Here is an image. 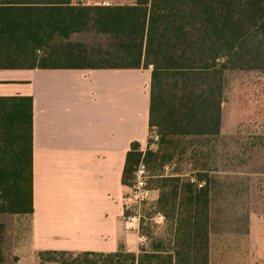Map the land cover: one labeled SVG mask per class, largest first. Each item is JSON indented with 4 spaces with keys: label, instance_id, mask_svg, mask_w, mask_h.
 I'll return each instance as SVG.
<instances>
[{
    "label": "trees",
    "instance_id": "16d2710c",
    "mask_svg": "<svg viewBox=\"0 0 264 264\" xmlns=\"http://www.w3.org/2000/svg\"><path fill=\"white\" fill-rule=\"evenodd\" d=\"M141 68L152 69L150 128L158 141L150 137L145 152L131 145L122 183L134 185L141 162L150 168L158 200L147 217L162 216V232L141 227L150 243L138 254L44 252L42 264H210L214 193L230 189L217 181L253 173L240 164L264 145L246 147L243 158L227 149L217 165L228 74L264 73V0H138L0 13V70ZM32 155V98L0 97V264L18 263L15 217L33 213ZM185 156L190 171L164 174Z\"/></svg>",
    "mask_w": 264,
    "mask_h": 264
},
{
    "label": "crops",
    "instance_id": "0c3cea01",
    "mask_svg": "<svg viewBox=\"0 0 264 264\" xmlns=\"http://www.w3.org/2000/svg\"><path fill=\"white\" fill-rule=\"evenodd\" d=\"M137 2L0 0V13ZM151 81V68L0 70V97L33 100V213L15 217L17 264H42L44 252L138 254L150 243L141 232L146 221L163 228L164 220L142 212L149 204L128 202L130 188L122 183L131 145L139 143L144 152L151 137ZM137 215L142 226L130 222ZM253 221L247 215V232L236 236L235 264H264V234ZM211 254L210 247V261Z\"/></svg>",
    "mask_w": 264,
    "mask_h": 264
},
{
    "label": "rangeland",
    "instance_id": "374dc122",
    "mask_svg": "<svg viewBox=\"0 0 264 264\" xmlns=\"http://www.w3.org/2000/svg\"><path fill=\"white\" fill-rule=\"evenodd\" d=\"M80 41L90 38L82 37ZM41 54V53H39ZM228 85L223 103L221 139L217 143V165L222 166L223 155L233 152L243 158V152L251 144H264V73L260 72H231L227 76ZM256 138V139H255ZM153 142L158 138L153 133ZM155 148V146H153ZM147 149L144 148V152ZM242 164V163H241ZM241 171L253 173H240L224 178L221 175L218 185L226 181L225 191L221 195L214 193L213 197V230L211 237L210 264H235L238 255L234 252L236 236L247 232V215L251 214L254 229L259 234H264V145L252 152L246 160ZM193 162L188 156L177 157L164 168V174L172 172H188L192 169ZM146 166V188L150 194L143 204L149 206L142 209L146 216L152 214L156 193L153 187L152 172ZM159 171V170H158ZM255 172V173H254ZM259 172V174H257ZM136 180V179H135ZM135 183V181H134ZM204 183V182H202ZM221 183V184H220ZM231 185V187H230ZM205 186V183H204ZM220 190V189H219ZM130 190L125 198H129ZM130 204L134 203L130 198ZM147 231L158 235L163 229L158 230L154 222H149ZM162 227V226H161ZM262 251V250H259ZM254 257L256 255H253Z\"/></svg>",
    "mask_w": 264,
    "mask_h": 264
},
{
    "label": "built area",
    "instance_id": "2783aa9c",
    "mask_svg": "<svg viewBox=\"0 0 264 264\" xmlns=\"http://www.w3.org/2000/svg\"><path fill=\"white\" fill-rule=\"evenodd\" d=\"M105 6H109L110 4L108 2H104ZM147 184V170L144 162H141L137 168L136 172V180L134 185L130 188V196L127 198V200L131 198L133 202L136 204H143L145 200L149 197V190L146 188ZM204 183H200L199 187H203ZM160 220H164L162 216H158ZM141 221V215L134 216L130 218V222L138 223L140 224Z\"/></svg>",
    "mask_w": 264,
    "mask_h": 264
}]
</instances>
